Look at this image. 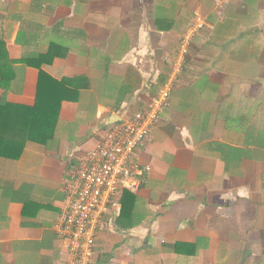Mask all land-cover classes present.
Here are the masks:
<instances>
[{
    "label": "crops",
    "instance_id": "0c3cea01",
    "mask_svg": "<svg viewBox=\"0 0 264 264\" xmlns=\"http://www.w3.org/2000/svg\"><path fill=\"white\" fill-rule=\"evenodd\" d=\"M196 13L210 25L134 152L150 169L91 264H264V0H0V101L34 105L41 70L65 84L46 142L0 156V264H64L69 168L150 103Z\"/></svg>",
    "mask_w": 264,
    "mask_h": 264
},
{
    "label": "built area",
    "instance_id": "2783aa9c",
    "mask_svg": "<svg viewBox=\"0 0 264 264\" xmlns=\"http://www.w3.org/2000/svg\"><path fill=\"white\" fill-rule=\"evenodd\" d=\"M216 6L218 10L224 7L223 3ZM209 25L202 14H195L170 61L167 78L150 103L130 118L109 125L97 146L81 154L69 168L64 183L66 201L56 224L65 243L64 264H91L97 233L114 224L121 194L139 189L141 178L150 167L136 161L134 152L144 146L150 129L169 108L170 95L189 56L192 38Z\"/></svg>",
    "mask_w": 264,
    "mask_h": 264
},
{
    "label": "trees",
    "instance_id": "16d2710c",
    "mask_svg": "<svg viewBox=\"0 0 264 264\" xmlns=\"http://www.w3.org/2000/svg\"><path fill=\"white\" fill-rule=\"evenodd\" d=\"M61 86H65L63 81L41 70L34 105L0 101V156L17 158L27 139L42 143L45 141L46 135L55 126L60 103L65 97L60 93ZM127 195L133 198L132 192L124 191L119 202L125 196L127 198ZM125 204L122 201L120 216L125 212Z\"/></svg>",
    "mask_w": 264,
    "mask_h": 264
},
{
    "label": "water",
    "instance_id": "95a60500",
    "mask_svg": "<svg viewBox=\"0 0 264 264\" xmlns=\"http://www.w3.org/2000/svg\"><path fill=\"white\" fill-rule=\"evenodd\" d=\"M113 121H114V120H110L109 123H108L107 125H110V123H114Z\"/></svg>",
    "mask_w": 264,
    "mask_h": 264
}]
</instances>
